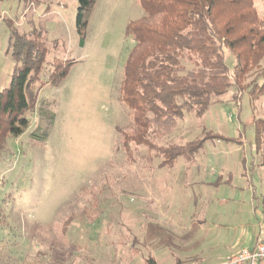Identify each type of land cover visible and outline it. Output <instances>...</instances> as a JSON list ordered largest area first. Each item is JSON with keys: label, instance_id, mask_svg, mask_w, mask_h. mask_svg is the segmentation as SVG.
Masks as SVG:
<instances>
[{"label": "rangeland", "instance_id": "374dc122", "mask_svg": "<svg viewBox=\"0 0 264 264\" xmlns=\"http://www.w3.org/2000/svg\"><path fill=\"white\" fill-rule=\"evenodd\" d=\"M253 3L264 17V0ZM76 7L77 0H0V90L14 66L7 22L41 34L49 49L42 81L53 58L71 61L57 87L39 90L24 132L0 150V264H146L149 257L173 264L192 257L186 244L191 251L222 244L256 224L264 233V138L256 142L252 123L264 119V95L233 100L230 88L201 117L184 112L155 139L166 146L207 136L191 161L180 156L162 167L133 144L129 157L121 131L132 119L120 86L134 43L126 26L143 10L139 0H95L81 45ZM224 55L231 67L233 56ZM42 106L53 120L38 141L30 134L43 128Z\"/></svg>", "mask_w": 264, "mask_h": 264}, {"label": "trees", "instance_id": "16d2710c", "mask_svg": "<svg viewBox=\"0 0 264 264\" xmlns=\"http://www.w3.org/2000/svg\"><path fill=\"white\" fill-rule=\"evenodd\" d=\"M143 15L130 21L126 34L133 39L120 86V98L132 124L121 131L122 146L130 157L131 144L147 148V160L160 157L159 166H172L178 157L193 160L207 139L159 146L155 139L170 132L184 112L201 117L213 98L234 87L232 99L247 92L252 100L264 95V17L253 0H139ZM95 0H77L75 23L83 35ZM7 52L14 60L10 81L0 90V150L8 136L21 135L28 126L27 112L35 109L45 84L57 87L71 61L49 62L47 80L40 73L49 53L36 30L20 33L12 23ZM224 49L233 56L229 67ZM43 128L30 136L44 141L53 114L39 108ZM257 143L264 138V119L253 122ZM208 135V133H207ZM208 137H219L211 135ZM146 264H156L152 257Z\"/></svg>", "mask_w": 264, "mask_h": 264}, {"label": "crops", "instance_id": "0c3cea01", "mask_svg": "<svg viewBox=\"0 0 264 264\" xmlns=\"http://www.w3.org/2000/svg\"><path fill=\"white\" fill-rule=\"evenodd\" d=\"M259 238L264 239V233L262 230H258L256 224L253 232H250L249 230H242L236 237H234V239H224V242L222 244L213 243V245H209L206 248H196L194 251H191L193 250L194 246L193 248H188L190 246L186 244L187 247L183 249H185V251H187L188 253L191 252L193 254L191 255L192 257H189V259L174 258L172 263L210 264L209 262H213L211 264H219L230 256L234 255L238 250L245 247H253ZM241 240L243 241V244L239 245Z\"/></svg>", "mask_w": 264, "mask_h": 264}, {"label": "built area", "instance_id": "2783aa9c", "mask_svg": "<svg viewBox=\"0 0 264 264\" xmlns=\"http://www.w3.org/2000/svg\"><path fill=\"white\" fill-rule=\"evenodd\" d=\"M219 264H264V239L259 238L253 247H245Z\"/></svg>", "mask_w": 264, "mask_h": 264}]
</instances>
